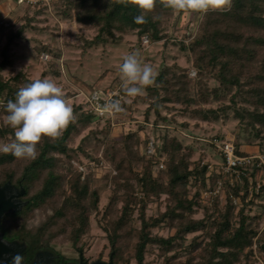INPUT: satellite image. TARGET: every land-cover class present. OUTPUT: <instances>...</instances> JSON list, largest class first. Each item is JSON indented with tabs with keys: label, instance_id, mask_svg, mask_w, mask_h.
<instances>
[{
	"label": "trees",
	"instance_id": "trees-1",
	"mask_svg": "<svg viewBox=\"0 0 264 264\" xmlns=\"http://www.w3.org/2000/svg\"><path fill=\"white\" fill-rule=\"evenodd\" d=\"M167 3L168 0H155L153 9L144 13L146 22L143 24L133 22V17L140 14L133 0H54L53 5L62 19L96 28L94 38L83 41L84 54L87 49L118 43L129 32H136L139 37L148 36L152 42L163 41L166 35L162 23L174 11L166 7ZM24 30L20 27L14 31L9 26L0 25V32L5 37L0 53V102L4 104L14 99L21 87L20 75L6 79L3 72L13 65V47L23 39ZM180 45L182 50L193 55L198 78H189L187 71L176 64L162 69L155 75L154 85L146 88V95L141 98L149 104L146 120L149 121L153 111L156 116L154 126H158L167 121L160 113L161 106L179 105L181 113L190 118L218 121L227 115L230 107L218 113L203 109L200 104L210 97L222 98L223 91L236 87L243 93L245 102L253 107L252 110L234 107L235 117L244 124L243 139L247 144L260 140L263 147L264 59L260 63L262 74L248 75L244 82L240 76L247 65H254L261 56L259 52L264 49V0H232L230 8L225 11L207 12L187 44L180 42ZM41 50L52 52L46 46ZM55 74L59 72L55 71ZM208 76L220 83L219 88L209 90L207 83H203L204 77ZM22 78L25 79L24 75ZM122 106L130 108L125 100ZM72 108L74 120L58 138H42L35 159H28L27 164L21 166V158L0 153V185L11 183L25 191L20 199L26 205L18 212L6 215L1 222L6 241L25 245L21 253L23 264H32L40 252L50 253L56 264H79L81 254L78 258H69L55 251L52 242L60 234H66L69 228L67 238L82 253L80 242L90 228L91 214L97 212L100 192L91 187L89 177L82 180L70 162L79 155L94 159L88 151L93 141L96 145H104L106 161L112 163L120 172L119 178L123 179L122 182L115 181L116 189L102 215V228L114 264H146V256L153 248L159 250L163 264H194L197 258L200 259L198 264H240L242 257L249 258L243 253L256 235L257 230L252 224L257 218L251 221L242 208L236 219L233 204L221 208L219 199L213 198L212 207L206 209L204 219H195L194 215L201 206L200 189L205 188L208 168L192 162L191 152L185 151L176 137L164 135L156 154L148 155L149 140L142 139L141 129L129 132L119 140L112 139L115 127L110 120H101L89 113L83 104H74ZM1 113L5 114L4 105ZM86 130H89L88 134L74 147L75 139ZM9 135L14 138L13 130L0 125V140ZM141 144H145L142 154L136 149ZM158 154L165 160L159 162ZM161 164L163 167L159 168ZM155 167L158 168L157 175H154ZM217 176L211 175L212 183ZM190 184L196 186L192 197L188 189ZM246 187L244 195L241 192L243 197L247 193ZM230 189L234 193L238 191L237 186ZM163 196L164 211L147 217L149 204ZM36 210H50L51 214H47L38 226L30 227L29 220ZM164 228L174 230V233L169 237L153 234L155 229ZM199 232L209 239L205 246L197 238L189 245L185 244L187 236ZM260 242V250L264 253V231ZM181 254L186 256V261H180Z\"/></svg>",
	"mask_w": 264,
	"mask_h": 264
},
{
	"label": "rangeland",
	"instance_id": "rangeland-1",
	"mask_svg": "<svg viewBox=\"0 0 264 264\" xmlns=\"http://www.w3.org/2000/svg\"><path fill=\"white\" fill-rule=\"evenodd\" d=\"M48 1L32 4L26 0L22 3L20 0H0V12L2 14L0 25L9 26L14 31L20 27L25 28L23 39L19 40L13 47V65L3 72L4 77L12 79L20 75L21 87L36 78L52 79L61 87L64 96L72 107L74 104H82L84 96L81 94H88L94 88L106 90L119 89V92L123 96V101L125 100L130 105V108H127L125 113L120 117L119 125L112 131L111 138L119 140L127 133L141 129L143 131L142 139L145 137L144 139L148 138L149 140L153 137L157 149V147L161 146L164 135L169 138L176 137L182 143L184 150L191 152L192 162L199 163L201 166L207 165L208 168L205 188L200 189L201 206L194 215V218L204 219L206 209L212 207V197L219 199L220 205H218L222 208L232 204V199L229 195L233 194L232 196L240 200L243 205V207H235L233 205L236 219L238 218V211L242 208L244 215L251 219V221L253 218L259 219V221L254 219L252 225L257 232L252 238L251 246L246 248L243 253V256L247 255L249 258L245 259V257H242L240 264H264V253L260 250V238L264 231V146H261L260 140L247 144L243 139L244 124L235 117L234 107L253 109L250 104L245 102L243 93L235 87L231 91H223L222 98L210 97V99L200 104L199 107L213 109L218 111V113H222V109L230 107L226 111L227 115L218 121L193 119L187 115H183L181 113V106L179 105H163L161 106L160 113L167 121L160 122L158 126H154L156 116L151 111L149 121L146 120L145 113L149 108V104L141 99L146 95V92L144 91L142 95L136 97H129L121 86L119 66L122 64L123 59L134 51L139 53L142 62L152 66L155 75H158L162 69L176 64L187 71L189 78L196 80L198 78V70L194 66L193 55L187 50H182L180 42L187 44L191 36L196 33L198 24L206 13H194L190 10H174L169 17L164 18L162 27L166 38L161 42H152L151 38H149V44H144V35L139 37L136 32H129L118 43L87 49L83 54V41L94 38L97 33L96 28H86L76 23L75 20L62 19L54 8V0ZM231 1L228 6L217 11L229 9ZM4 43L5 37L0 32V53ZM42 46L49 47L52 49V52L42 51ZM259 53L261 56H258L254 65L252 67L247 65L244 68L245 72L240 76L242 82L246 80L245 77H248V75L262 74L260 63L264 59V49ZM43 54H48L49 59L43 60ZM55 71L59 72V74L56 75ZM247 71L248 74H246ZM23 75L25 79L22 78ZM203 83H207L209 90L219 88L220 86V83L210 76L204 77ZM3 105H5L4 102H0V125L5 126L6 124L3 122L5 114L1 113ZM101 127L102 125H100ZM88 132L89 130H86L81 136L77 137L73 146L77 147L81 139ZM12 139V136L9 135L5 139L0 140V142H10ZM224 143L233 144L242 156H259L262 158V160H255V166L250 172L251 180L245 178L236 185L234 178L231 180H233L235 186H231L229 185L230 178H223L224 176L220 167L223 161L221 147ZM136 149L140 154L144 153L145 144L137 146ZM88 151L93 155L95 161L94 159L90 160L83 155H79L70 162L72 169L81 176V179L85 180L89 177L91 187L98 189L100 192V202L97 212L91 214L90 228L80 242L82 253L67 238L70 235L69 228L66 234L62 233L55 238L52 244L55 251L61 252L69 258H78L81 254L87 263L94 261L109 262L110 247L107 235L102 228L104 225L102 215L113 191L116 189L117 185L115 181L118 179L117 181L122 182L123 179L119 178L120 172L112 163L106 161L104 145H96V142L93 141L89 145ZM157 160L160 162L164 161L165 158L158 154ZM27 162L28 159H21L19 164L23 166ZM91 162L98 165L102 163L103 165L94 167L93 169L89 166L85 172L79 171L77 165H89ZM258 163L260 164L259 167H257ZM157 174L158 168L155 167L154 175ZM213 174L218 175L215 183L218 180H225L227 183L225 193L221 194V196L210 197V192L215 188V183H212L211 179V175ZM251 181L253 182L252 185L255 184V181L263 183L259 193H256L253 188L251 195L249 194L248 189L251 186ZM236 186L238 187V191L234 193L230 188ZM244 186L247 189L245 197L241 195L242 193L244 195ZM188 189L191 191L190 196L192 197L196 191V186L190 184ZM164 199L165 196L157 202L154 201L149 204L146 211L147 217L155 216L160 211H164ZM208 202L211 203L210 206H208ZM47 214H51V211L36 210L33 217L29 220V226H38ZM258 222L259 224L257 225ZM173 233L174 230L167 228L155 229L153 231V234L163 237H169ZM196 238L202 242L203 246L209 242V239L205 238L202 232H199L187 236L185 244L189 245ZM180 256V261H186L184 254ZM199 261L200 259L197 258L194 264H198ZM145 263L163 264V258L160 256L157 248L150 250L146 256ZM133 264L135 263L133 262Z\"/></svg>",
	"mask_w": 264,
	"mask_h": 264
},
{
	"label": "clouds",
	"instance_id": "clouds-1",
	"mask_svg": "<svg viewBox=\"0 0 264 264\" xmlns=\"http://www.w3.org/2000/svg\"><path fill=\"white\" fill-rule=\"evenodd\" d=\"M133 3L140 11L133 17V22L145 23L144 13L153 9L155 0H133ZM229 4L230 0H168L166 7L207 13L222 10ZM119 73L121 86L129 97L142 95L155 83L152 66L142 62L137 51L123 59ZM4 110L3 122L13 130L14 138L10 142H0V153H10L21 159H35L42 138H58L75 118L61 87L49 78H36L20 87L15 98L6 101ZM101 110L110 114L123 111L119 100L106 101ZM10 264H23V256L15 254Z\"/></svg>",
	"mask_w": 264,
	"mask_h": 264
},
{
	"label": "built area",
	"instance_id": "built-area-1",
	"mask_svg": "<svg viewBox=\"0 0 264 264\" xmlns=\"http://www.w3.org/2000/svg\"><path fill=\"white\" fill-rule=\"evenodd\" d=\"M25 0H20V2H24ZM28 3L37 4L40 1L47 2L48 0H26ZM49 2V1H48ZM144 44H149V37L144 36L143 37ZM43 60L49 59L48 54L42 55ZM84 96V101L82 104L84 105V108L89 113L95 114L97 117H99L101 120H110L113 127H117L119 124L117 122V119L120 118L126 111V109L122 106L123 102V96L119 92V89L115 90H106V89H98L94 88L92 89L88 94H81ZM108 100H119L123 111L117 112L114 114H110L107 112H103L101 110V105L104 104ZM147 154L149 155H155L156 154V142L152 138L149 139L148 147L146 150ZM221 153L223 156V161L221 163V171L223 174V178H230L229 185L235 186L233 183V180L235 178L236 185L241 182L242 179H249L251 180L250 172L252 171V168L255 166V160L259 159L262 160L259 156H242L239 154L238 150L235 148V146L231 143H224L221 147ZM260 163V161H259ZM257 164V167L260 166V164ZM103 164L100 163L99 165L94 162H91L89 165H77L80 172H85L87 170V167H91L92 169L97 166H102ZM163 165L161 164L159 168H162ZM226 181L224 180H218L215 183V188L213 191L210 192V197L214 196H221V194L225 193L226 190ZM251 186L248 189L249 194L251 195L252 189L254 188L256 193H259V191L262 188V182L261 181H255V184L253 182H250ZM229 197L232 199V204L235 207H241L243 206L241 201L238 200L236 197H233L232 195H229ZM213 199V197H212ZM247 202V201H246ZM211 203L208 202V206H210Z\"/></svg>",
	"mask_w": 264,
	"mask_h": 264
},
{
	"label": "water",
	"instance_id": "water-1",
	"mask_svg": "<svg viewBox=\"0 0 264 264\" xmlns=\"http://www.w3.org/2000/svg\"><path fill=\"white\" fill-rule=\"evenodd\" d=\"M23 188L18 189L11 183H6L3 186L0 185V262L3 264H10L11 257L15 254L23 253L25 250L24 244H19L16 241H6L1 232L2 219L8 215L21 210L26 202L20 198L24 195ZM32 264H56L54 257L48 252H40L36 255ZM79 264H114L111 260L109 262L94 261L87 263L83 257H80Z\"/></svg>",
	"mask_w": 264,
	"mask_h": 264
}]
</instances>
